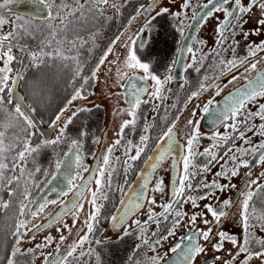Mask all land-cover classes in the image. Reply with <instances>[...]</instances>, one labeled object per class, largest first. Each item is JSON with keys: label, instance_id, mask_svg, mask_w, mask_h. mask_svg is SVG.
Wrapping results in <instances>:
<instances>
[{"label": "flooded vegetation", "instance_id": "af4514ba", "mask_svg": "<svg viewBox=\"0 0 264 264\" xmlns=\"http://www.w3.org/2000/svg\"><path fill=\"white\" fill-rule=\"evenodd\" d=\"M65 1L69 4L72 3V0ZM2 2L3 0H0V3ZM28 2H33V0H13V3L0 11V16H3L8 21L3 26H0V29H7L4 33L7 34L13 29L11 22L22 24L24 19L31 18L29 30L22 33V45L26 46L27 52H31L30 48H28L30 27L37 30L38 49L43 46L41 41L48 35L49 30L46 26L48 23L46 17L33 18L10 10V7L14 5ZM60 2L61 0H55L56 4ZM80 2L82 3L84 0H80ZM189 2L190 7L184 9L182 15L174 20L171 17V13L181 12V5L184 3V0H174V2H172V0H159L154 9L147 14H144L142 10L146 6L152 4L153 0H108V5L103 6L102 17L98 16L96 19H90L87 23L75 24L81 26H71V31L74 34L85 32V37L88 41L84 43L83 46L88 47L91 53H95V56L79 59V61L85 63L84 68L87 69L86 71H88L89 74H87L88 82H84L83 85L81 83L82 86L80 85L79 88L84 98L77 97L79 100L76 102H72L73 100H71V103H69L66 108L67 111L71 113H69L70 117H72L74 112L77 113V115L72 118L71 123L68 124V130L71 131L72 138L65 145L60 141L56 145L43 146L29 159L27 168L34 172L32 182L28 185L30 193L29 200H37L38 196L49 184L46 183V181H51L52 179L51 175L45 177L44 172H55L56 174V161H63L65 158L64 153H67L71 148L72 141L76 140L78 142V147L76 148L75 165L72 174L69 176V178H75L73 180L74 186L72 191L68 192L67 196L62 194V189H64V187L62 188V186L59 185L57 188L47 192L38 203H29L28 207L35 210L40 203L44 202L45 197L48 200L56 199L58 201L57 205L48 204L47 207H45L44 212L50 213V215H41L35 220H33L30 215L19 217V206L20 201L23 199L24 192L23 183H21L19 188H16L15 185L12 186L15 189V195L12 197L8 195L6 189L0 188V201L9 203L7 209H0V218L6 220V227L0 229V264H8L9 258L14 260V264H44V256L48 253H55L60 235L66 237L64 243L60 245L61 252H65L70 244L78 240L79 236H82L84 232L87 231L84 221L91 212V205L88 203L91 198L89 189L92 191L95 190L96 185L94 178L92 183L84 190L83 196L78 199V202L83 205V208L76 213L75 217L72 213H68L60 217L59 221L53 222L50 227L43 228L34 235H32V233L35 229L32 231L22 229V231L26 232V235L22 237L19 244L16 243L17 237L12 234L15 231V224L18 218L30 220L32 224L47 225L49 220L57 215L56 212L61 208V205L72 196L80 185L93 175V170L97 169L98 165L103 164V157L107 153V149L113 145L115 140L120 138L117 136L120 125L124 120L131 119L127 111L131 108V101L133 100L132 89L147 87L149 93L153 90V82L150 79L148 81L140 79V77L143 76L142 71H130L126 69L123 63L125 59H123L122 56L119 58L121 50L127 48L125 45L131 44L132 40L135 41L133 49L138 59L142 62L149 63L151 66L150 70L153 74L163 79L164 76L168 74L166 69L172 67V72L170 74L173 79L165 84L162 89V96L166 98L160 100L152 99L147 104L141 103L139 109H137L135 127L129 125V127L124 130L121 144L116 145L113 152L110 154L111 165L109 170L114 168L115 171L112 172L111 187H105L103 189V193L107 194V199H100L97 201L98 204L103 205L101 207L99 222L95 225L94 232L90 236L92 243H85L83 246L84 250L92 248L94 254L81 258L83 264H150V258L157 254L164 257L161 264H166V262L170 264L171 260L176 259V254L171 253L169 249L180 242L181 238L190 234L188 217L194 213H203L204 219L212 221L211 215L207 214L204 210L205 204H211L217 210H223L227 213V217L222 218L219 225L212 221V223L206 226L203 223V219H197L196 226L198 228L207 230V227H211L213 229L211 238L212 243H215L218 239L216 236L218 230L235 236L238 243L244 242L245 231L240 217L243 196H241L240 193L249 190L246 185L250 180H257L259 184L264 185V177L261 176V173L264 172V164L257 162L259 154L256 156L246 154L241 158L248 161L250 166L247 168L240 167L236 177L229 176L228 179H224L222 177H217L215 173L221 170V165L225 164V161L232 155L231 152L228 153V156L224 155L229 148H233L234 150L240 147L251 148L260 143L261 140H264V137L246 131L244 124L241 123L238 127L245 131V139L251 138L249 144H245L244 140L237 138L235 140L229 139L227 143H222L220 146L214 147V142L210 137L213 132L224 134V122L216 120L215 117L209 115V113H202L201 109L211 100L213 104L210 106V111L216 110L215 107L222 98L226 97L235 88L251 80L256 76L257 72L264 69V59H260L264 57V52H258L256 57H248V45L259 44L264 40V29L260 31L259 35H249L247 39L243 36V32H250L259 27L256 20L260 17V10L254 8L252 12L245 17L248 23L243 24L242 30L237 28L234 37L231 33H226L228 39L223 47L219 48L216 45L218 37L215 29L218 20L224 19L223 12H216L206 21H201L189 40L183 43L190 29L191 22L193 21V14L195 13L197 15L203 9V5L207 3V0H189ZM242 2L246 5L248 0H242ZM113 4L119 5V8H113ZM161 7H167L170 11L164 16L156 17V12L159 11ZM228 7H231V5H228ZM138 10L141 11L140 15H137ZM17 17L21 19L18 21ZM153 17L156 18L153 19ZM181 20L184 22L183 37L178 30ZM149 21H151L150 24L148 23ZM52 23L54 25H59V20L52 21ZM146 24H148V27L144 32H141V29L144 28ZM209 26H211V29H208L210 34L205 32L206 28ZM76 30L78 31L76 32ZM117 37H119V40L116 39ZM129 37L132 39L129 40ZM113 41H115L114 44ZM197 41H203V44H199ZM110 46L112 51L107 55L103 65L96 71L95 78H92V71L96 69L100 58ZM182 46L185 49L188 46H192L194 50L199 49V55L208 54L203 59L202 65H196L200 67V72H196L194 68H189L187 71L184 70L185 65L191 62V54L185 52L183 58L178 57L177 52ZM233 47H235V52L232 50ZM213 48H218L219 56L211 54ZM14 55L17 57L16 61L19 64L22 57V52L19 50V47L14 50ZM234 57L238 59L248 57L246 65L233 69L226 75H220L219 60L221 58L230 60ZM174 59H179V63L172 65ZM257 61L258 63L255 71H245L247 64ZM50 62L49 59L45 58L44 63L40 64V67L44 69L46 66H50ZM29 64H33L30 56L27 66ZM117 64L120 66L119 70L122 72V75H120V80L115 84L116 71L114 65L117 66ZM99 70H102L100 74L101 77L98 75L100 73ZM129 76H134L136 79L129 82ZM205 76L210 78L219 76V79L215 80V85L219 86L220 95L217 96L215 94L217 88L216 86H212L209 87L207 91L201 92L198 97L188 101L191 92L198 89L200 81H202ZM233 76H236L237 79L233 83H229ZM185 80L187 83H185ZM204 82L206 84H212L213 80L209 79ZM181 84H184L183 88L180 87ZM96 85H100V87L96 89ZM71 86H76V84H72ZM75 91L73 95H75ZM141 99L148 100V94L141 93ZM259 103H264V98L259 99L255 104H249L247 110L255 111ZM157 105H159V107H156ZM14 107L15 105L9 109L14 110ZM30 109L34 113L33 109ZM80 109H84V111H78ZM194 111L196 112L195 116L192 115ZM177 117H179L178 120L176 119ZM238 119L243 120V116ZM4 120H6V116L3 112H0V121ZM38 120L44 128H51L50 125H52V123L44 124L39 118ZM188 120H193L194 124L188 125ZM197 121L199 122L200 135L198 137V144L194 149L195 155L191 157L192 164L189 168V171L194 172L195 176L190 178L193 189L187 191V195L198 197L202 194L207 195L210 191L211 195H208L207 199L197 200L199 206L196 208L192 207L190 201L184 203L183 207L180 209L182 212L186 213L184 219L174 228V235L168 236L167 239H161L159 244H156L155 241L161 237L167 236L168 230L172 227L173 218L170 215L167 220L161 217L158 224L149 223L146 232L143 234V239H148L154 245L155 251L141 243V239L137 238L141 234L135 227L130 229V235L124 236L123 239H119V237L123 236V228L113 229L110 217L116 214L118 209L123 211L124 206L121 205V200H125L126 202L131 200L142 204V207L129 213L125 226L131 225L133 220H139L141 224H143L144 220L147 219L148 209L150 207L154 213H160L162 212L160 205L168 203L171 198L172 181L174 175H176L172 169L173 158L177 160V173L183 171L181 157L186 153L183 152L180 147H174L173 152L163 163L158 164L155 170L145 165L147 157L149 155H154L152 150L155 148L157 138L168 126L175 122L176 126L173 131L175 133L176 143L177 145L186 146V139ZM228 123H231V121L229 120ZM248 123L249 126L254 125L255 128L258 129L259 125L264 123V121L257 118ZM59 124L60 120L56 121L55 128L48 138L43 137L35 128L33 131L38 137L32 139V144H39L45 139H55L58 135ZM146 124L150 125L147 132L144 131ZM229 132L231 133V130H229ZM141 135H148L150 137L149 147L142 153L139 160L132 162V168L128 169L126 172L123 163L126 159L124 147L127 141H132L133 144H139ZM231 135L236 136L235 133H231ZM205 148L215 152L218 161L209 163L211 160L210 156H201L200 153L204 152ZM131 154H135V149L132 150ZM77 157L79 158V163H77ZM117 157H119V162H117ZM220 157H223V159H220ZM205 166L209 169L208 171H204ZM225 167L229 169L232 168L233 165L229 162ZM36 168H39L40 171L36 172ZM85 168L87 171H84ZM142 170H144V175L149 178V182L147 183L146 193L143 199L137 201V197L141 190L144 189L143 185L145 180L140 179V182L137 181V178H140L139 174ZM158 179L163 180V192L152 191ZM213 180L221 185L228 184L229 187L224 191L209 190L203 187V183H210ZM135 182L137 185L134 188L133 184ZM233 184L235 188L231 187ZM68 187L67 180L66 188L63 191H68ZM255 187L254 185L253 190H255ZM148 199H154L156 203L154 205H149L147 203ZM224 200L232 201L230 208L221 209ZM249 211L253 212L250 218V225H254L249 228L251 234L248 245L249 250L251 252L264 251V245L257 242L264 241V230H261L256 219L257 217L264 216V192L257 193L253 197V200L250 201ZM74 218L76 221L75 226H73ZM32 224H29L28 228H31ZM64 225H67V227H64ZM58 228L60 231H57ZM153 233L157 235L153 236ZM33 236L35 237L34 239L32 238ZM47 236L53 238L52 243L43 249H37L36 245L43 243L44 238ZM96 240H100L101 243L96 244ZM198 242L204 244L203 241L198 240ZM138 244L141 245V247L136 249ZM17 247L20 249V253L12 257L13 249ZM205 247L207 249L206 254L198 256L195 260V264H205V262H207V264H213L215 256L221 257V260L215 261V264H224V261H228L229 264H241L247 255L246 253H241L235 260H232V256L236 254L238 248L233 247L231 243L227 241L224 243L223 250L218 253L212 251L210 244L205 245ZM29 249H33L34 251L29 252ZM79 251L78 249L77 255ZM229 253H231V255H229ZM97 255L99 256V261L96 259ZM49 259H51V257H49ZM248 264H264V256H254L252 259L248 260Z\"/></svg>", "mask_w": 264, "mask_h": 264}, {"label": "snow or ice", "instance_id": "6c2138e0", "mask_svg": "<svg viewBox=\"0 0 264 264\" xmlns=\"http://www.w3.org/2000/svg\"><path fill=\"white\" fill-rule=\"evenodd\" d=\"M159 2V0H153V3L149 5L147 9H143V13L147 14L151 10L154 9L155 5ZM174 2V0H172ZM13 3V0H3L0 3V11L7 8L8 5ZM34 4L43 6L42 8L37 7L32 14V17H35L39 14H44L48 21L47 28L49 30L48 35L44 40L41 41L43 45L39 51H31L28 52V55L31 58L33 66L39 67L40 64L44 63L45 58L49 60H73L76 61L75 56H69L66 54L67 52H72L74 49L82 46L87 41L80 37L78 34L75 37H71L68 33L71 31V26L73 24H82L87 23L90 19H96L98 16H103V6L108 5V0H84L83 3L80 0H72V3H66L65 0H61L59 4L55 3V0H33ZM74 5V6H73ZM231 5V7H228ZM211 6V7H210ZM113 8H119V5L113 4ZM190 7L189 0H184V3L181 5V12L171 13V17L175 20L180 17L183 13L184 9ZM204 9L207 11L197 17L194 13L192 19L197 21H206L209 17H211L216 12H223L224 19L218 20L216 25V45L219 48H222L225 42L228 39L226 33H231L234 37L236 35V29H243V24L248 23V20L245 17L252 12L254 8H258L260 10V17L256 20L258 28L251 30L250 32H243V36L245 39L248 38L249 35H259L260 31L264 29V0H248V3L245 5L242 0H207V3L203 5ZM169 9L167 7H161L159 11L156 12V17L164 16L169 13ZM141 11H137V15H140ZM156 17H153L155 19ZM21 18L17 17L19 21ZM30 19H24L22 24L13 23L12 31L7 34L0 35V62H2V67H0V112H3L6 116V120L0 121V188H4L8 191V195L10 197L15 195V189L12 187L13 185L16 188H19L21 183L24 184V192L23 199L20 201L19 206V217H25L26 215H30L33 220L41 215H50V213H45L44 209L48 204L57 205L58 201L56 199L48 200L46 197L44 198V202L40 203L35 210H32L28 207L29 203H36L34 200H29V190L28 185L32 182V177L34 176V172L27 168V164L29 159L33 157L34 153H37L38 150L43 146H50L58 144L62 137L65 134V130L68 124L71 123L72 118L77 115L76 112L73 113L72 117H69L65 122L64 127L59 129V134L55 139L48 140L45 139L41 141V143L33 145L32 137L35 135L33 131L36 127L34 119L28 114L29 109L24 106L22 102V98L16 96L14 89L19 86V82L23 79L19 72H16L13 75V68L11 65L17 59L14 55V50L19 47L21 52L26 51V46L20 44V39L22 33H25L29 30ZM134 19V18H133ZM59 20V25H54L52 21ZM8 21L0 16V26H3ZM149 24L151 21L148 22ZM148 27V24L145 25L144 28L141 29V32ZM180 35L184 36V22L181 20L179 28ZM119 40V37L116 38ZM132 38L129 37V40ZM54 42V45H53ZM115 41H113V44ZM199 44H203V41H197ZM135 41L132 40L131 44H126L127 47V55L124 60V67L130 71H142L143 76L140 77L143 81H148L149 79L153 82V90L149 93L147 87L145 88H133V100L131 101V108L127 111V114L131 119L124 120L120 125L119 132L117 136L120 138L115 140L113 145L107 149V153L103 157V164L98 165L97 169L93 170V175L89 177L87 181H85L82 185L77 188V191L74 193L76 197H82L84 190L88 187L89 184L92 183L93 178L95 179V190L90 191V200L88 203L91 205V212L88 215L87 219L84 221L85 227L87 229L86 232L82 236H79L78 240L74 241L70 244L65 252H61L60 245L64 243L66 237L64 235H60L59 241L57 242V246L55 248V253H48L44 256V264H83L81 258L85 256H92L94 254V250L89 248L84 250L83 246L85 243L91 244L92 240L90 236L94 232L95 225L99 222V217L101 214L102 204H98L97 201L100 199H107V194L103 193V189L105 187H111V176L112 172L115 171L114 168L110 169L111 160L110 154L113 152V149L116 145H120L123 140L124 130L129 127V125L135 127L137 121V109H139L141 103H149L152 99H164L166 97L162 96V89L165 84L169 83L173 77L170 74L172 72V67H168L166 69L167 75L161 79L158 75L153 74L150 70V64L146 62H142L138 59L136 52L133 49V45ZM65 46L67 49L65 50ZM46 49H51L46 50ZM233 52H235V47H233ZM112 51L111 46L107 49L104 55L100 58L99 63L96 66V69L92 71V78H95L96 71H98L99 67L103 65L107 55ZM191 54V62L185 65L184 70L187 71L189 68H194L196 72H200V67L196 65H202L203 59L206 55H199V49H195L192 46H188L186 49L182 46L177 52V56L183 58L184 54ZM258 52H264V40H262L259 44H249L248 45V57H256ZM212 55L219 56L218 48L212 49ZM248 57L243 59L233 58L230 60H219L220 67V75H226L228 72H231L233 69L239 68L241 66L246 65V61ZM260 59H264L261 57ZM179 63V59H174L172 61V65ZM257 62H253L247 64L245 67V71H255L257 68ZM195 66V67H194ZM80 65L77 62V68L75 75H80ZM129 82L133 79H136L134 76H129ZM212 79V84H206L204 81ZM219 76L214 78H210L205 76L202 81L199 83V87L196 91L191 92L188 97V101H191L193 98H196L200 95L201 92L207 91L209 87L216 86L217 91L216 95H220V89L218 85H215V80H218ZM237 79L236 76H233L232 80L229 83H233ZM84 82H88V77H84ZM185 83L187 81L185 80ZM181 88L184 87V84L180 85ZM141 93H147L149 96L148 100L141 99ZM5 94L7 99L5 98ZM77 97L84 98L81 94L80 89H76L75 95H73L72 100H75ZM264 98V71L257 72L256 76L251 80L247 81L245 86L242 89H237L235 93H231L228 97H225L224 108L222 111L218 113H213L216 120H220L224 122V134H219L217 132H213L210 139L214 142L213 146H220L222 143H227L229 139H242L245 144H249L251 138L245 139V131L241 130L238 125L243 123L246 131L253 132L254 135H259L264 137V123L259 125V128H255L254 125L249 126V121L254 119H259L264 121V103H259L256 107L255 111L247 110V106L249 104H255L259 99ZM71 103V101H69ZM14 104V110H6V105ZM213 104V101L209 100L207 104L203 106L201 112L204 114H208L210 111V106ZM156 107H159L157 105ZM63 111V110H62ZM78 111H84V109H80ZM193 116L196 115L194 111L192 113ZM243 116V120L238 119ZM177 120L179 117L176 118ZM60 120V115L58 114L55 117V120L52 122L53 129L55 128L56 121ZM231 123H228V121ZM188 125H193V120H188ZM175 122H173L170 126L163 131L159 137L157 138V143L155 148L152 150L154 155H149L145 160V165L153 170L156 169L158 164L163 163V161L173 152L174 147H180L183 152L186 154L181 157L183 162V171L177 173V160L173 158L172 169L173 172L176 173L173 177L172 188H171V198L168 203L160 205L162 208V212L154 213L151 207L148 209L147 219L144 220L143 224L139 220H133L131 225H126V220L130 212H134L135 209H139L142 207V204L136 201H125L121 200V205L123 207V211L120 209L117 210L116 214L111 215L110 222L113 229L123 228V236L119 237V239H123L124 236L130 235V229L135 227L138 229L141 234L138 236V239H141V243L143 245H147L151 250L155 251L154 245L148 240L143 239V234L147 230V226L149 223H159V219L162 217L167 220L171 215L173 218V224L171 229L168 230L167 236L161 237L155 241L156 244L160 243L161 239H167L168 236L174 235V228L179 225L180 221L184 219L186 213L182 212L180 209L183 207L184 203H188L189 201L192 204L193 208L198 207L197 200L207 199L208 195H211V191L205 195L202 194L198 197L188 196L187 191H191L193 189V185L190 182V178L195 176L194 172H190L189 168L192 164L191 157L195 155V147L198 144L199 133V122H195V126L192 128L190 135L186 139V146L177 145L175 140V133L173 129L175 128ZM150 125L146 124L144 131L147 132ZM235 133L236 136H232L229 132ZM150 137L148 135L140 136V143L133 144L132 141H127L126 146L124 147V155L126 159L123 161L125 171L132 168V162H135L141 158L142 153L146 151L149 147ZM78 142L76 140L72 141L71 149L77 148ZM135 149V154H131L132 150ZM231 152L232 155L229 156V159L225 161V164L221 165V170L216 172L215 175L217 177H222L224 179H228L229 176L236 177L238 175V170L240 167H249L250 164L248 161L242 159L241 157L246 154H251L253 156L258 155V163L264 164V140H261L260 143L252 146L251 148H229L224 155L228 156V153ZM65 156L68 153H64ZM201 156H210L212 161H218L217 154L215 152L210 151L208 148L204 149V152L200 153ZM223 159V157H220ZM117 162H119V157H117ZM229 162L233 165L232 168L226 169L225 165ZM61 163L63 161L57 160L55 163V170L58 172L61 167ZM77 163H79V158L77 157ZM209 169L205 166L204 171H208ZM36 172H39L40 169L36 168ZM84 171H87L85 168ZM45 177L51 175L52 179H56L55 172L49 173L48 171L44 172ZM150 175V173H149ZM250 175V173H249ZM140 177H143L145 180L144 188L147 187L148 177L144 175V170L139 174ZM261 176L264 177V172L261 173ZM177 177H178V185H177ZM75 178L68 179V191H63L62 194L67 196L69 191H72L73 188V180ZM46 183H51V181H46ZM203 183V182H202ZM255 190H253V186ZM38 186V185H37ZM203 187L209 190H219L224 191L229 187L228 184L221 185L213 180L210 183H203ZM231 187L235 188V185H231ZM246 187L249 189L247 192H241L240 195L243 196V200L241 202V211L240 217L241 221L244 225L245 238L243 243H238V240L235 236L229 235L224 231H217L216 236L218 239L215 243H212V232L213 229L211 227H207V230L200 229L196 226V222L198 218L203 219V223L207 226L212 221H214L217 225L221 223L222 218L227 217V213L223 210H217L211 204H205L204 210L207 214H210L212 217V221L203 218V213H194L189 219L190 224V234L181 238V241L172 246L169 251L173 254H176V259L171 260L170 264H195V260L198 256H202L206 254L205 245L210 244L213 252H220L224 248V243L230 242L233 247L238 248V251L235 255L232 256V260H235L237 256L241 253H246V258L241 262V264H248V260L252 259L254 256L260 257L264 256V251L260 252H251L249 250V242H250V232L249 228L254 225H250V218L253 215V212L249 211L250 201L253 200V197L257 193L264 192V185L258 183L257 180H250ZM163 180L158 179L156 181L155 187L152 189L154 192H163ZM143 197H137V201L142 200ZM28 202V203H25ZM147 203L149 205H154L156 202L154 199H148ZM68 204H71V207H68ZM68 204L61 205L62 213H58L55 217H52L49 220L47 225L40 224H32V221L27 219H17L15 224V231L12 233L17 237L16 243L19 244L21 239L26 232L22 231V229H27V231H32L35 229L36 232L41 231L43 228L50 227L53 222H57L60 219V216L63 214L72 213L75 217L76 213L82 210L83 205L77 201H70ZM232 205V201L224 200L221 209L230 208ZM179 206V207H178ZM9 207V203L6 201H0V209H7ZM75 210V211H73ZM257 222L261 230H264V216L257 217ZM75 218L73 220V226H75ZM32 224L31 228H28V225ZM67 227V225H64ZM57 231H60L58 228ZM156 233H153V236H156ZM35 238L34 236L32 237ZM203 241L204 244L198 242ZM53 238L51 236H47L44 238L43 243L37 244V249H43L47 247L50 243H52ZM258 243L264 245V241H257ZM96 244H100V240L95 241ZM141 245H137L136 249H139ZM79 254L77 255V250ZM29 252L34 251L33 249H29ZM17 253H20V249L14 248L12 252V257H15ZM23 254V253H21ZM231 255V253H229ZM51 257V259H49ZM97 261H99V256L96 257ZM131 259V258H130ZM164 260L163 256L159 254L152 256L150 258V264H161V261ZM221 260L220 256H215L213 264L215 261ZM8 264H14V260L12 258L8 259ZM168 264V262H166ZM207 264V262H205ZM224 264H229L228 261H224Z\"/></svg>", "mask_w": 264, "mask_h": 264}, {"label": "trees", "instance_id": "16d2710c", "mask_svg": "<svg viewBox=\"0 0 264 264\" xmlns=\"http://www.w3.org/2000/svg\"><path fill=\"white\" fill-rule=\"evenodd\" d=\"M66 2V1H65ZM21 23H17V26ZM73 26H81L75 25ZM78 30H76L77 32ZM69 36L75 37L72 31L68 33ZM84 40L88 41L85 37V32L79 34ZM23 34L21 35L20 44H22ZM29 46L32 51H39L38 49V33L35 28L30 27L29 31ZM54 45V42H53ZM67 46H65V50ZM51 49H49L50 51ZM69 56H75L76 61L67 60H50V66H46L42 69L40 66L35 67L33 64H29L22 73L23 79L19 82L18 89L22 94L24 101L27 105L33 109L36 117H38L44 124L52 123L55 117L60 115L61 119L64 117V110H67L69 101L72 100L74 91L80 88V85L84 83V77L89 74L87 69L84 68L85 63L79 61L80 58L94 57L95 53H91L90 49L86 46H80L74 49L72 52H67ZM77 62H79L81 71L80 75H75ZM18 62L15 60L11 67L13 68V75L16 74L18 69ZM83 66V67H82ZM76 84V86H71ZM70 85V86H69ZM81 85V86H82ZM5 98L7 96L5 94ZM12 105H6V110L10 111ZM63 110V111H62ZM37 134L33 135L32 139H35ZM6 227V220L0 218V229Z\"/></svg>", "mask_w": 264, "mask_h": 264}, {"label": "water", "instance_id": "95a60500", "mask_svg": "<svg viewBox=\"0 0 264 264\" xmlns=\"http://www.w3.org/2000/svg\"><path fill=\"white\" fill-rule=\"evenodd\" d=\"M37 7L42 8L43 6L34 4L33 2H28V3H22V4L14 5V6L10 7V10L12 12H15V13H19V14H22V15H25V16L32 17V14H33V12L35 11V9ZM148 7H149V5L146 6L145 8H143V9H147ZM206 11H207V9H204L203 8L197 14V17L203 15ZM142 12H143V10H142ZM43 17H46V16L42 13V14L36 15L33 18H43ZM200 22L198 23L197 21H194V20L191 22L190 29L188 30V32H187V34H186V36H185V38L183 40V43H186L189 40L190 36L196 30V28L198 27V25L200 24ZM28 63H29V55H28V52L27 51L22 52V57L20 59V63H19L18 69H17V72H19L20 75H22V72H23L24 68L27 66ZM262 71H264V69ZM246 83H244V84L240 85L239 87L235 88L226 97H228L231 93H235L237 89H242L245 86ZM14 92H15L16 96H19V97L22 98V102H23L24 106H26L29 109V113L28 114L34 119V122H35V125H36L35 128L41 133V135L43 137L48 138L50 136L51 132L53 131V128L51 127V128H48L47 129V128H44L41 125V123L38 120V118L36 117V115L32 112V110L28 107V105L24 101V98H23L22 94L20 93L18 87L14 89ZM224 103H225V97L222 98L218 102V104L215 107L216 110H213V111L211 110L209 112V115L214 116L213 113H218V112L222 111L223 108H224ZM67 153H68V155L65 156V158L63 159V163H61L60 170L58 172H56V174H55L56 175V179L55 180L51 179V183H49L45 187V189L41 192V194L38 196V198L36 200V203H38L41 200V198H43V196L47 192H49V191L57 188V186H59V185L62 186V188L64 187V189L66 188L67 180H68L69 176L72 174L73 168H74V165H75L76 148L71 149V150L69 149L67 151ZM140 179H143V177L137 178V181L140 182L141 181ZM144 184H145V182H144ZM136 185H137V183L135 182L133 184L134 188L136 187ZM64 189H62V190H64ZM74 193L72 194L71 197H69L66 200V202L64 204H68V202H70V201H77L79 199V197H76L74 195ZM145 193H146V188H144L143 190H141V192H140V194H139L138 197H141V196L144 197ZM68 207H71V204H68ZM56 213L57 214L58 213H62V206H61V208ZM64 215H66V214H63L60 217H63ZM35 233H36V231H34L32 233V235H34Z\"/></svg>", "mask_w": 264, "mask_h": 264}, {"label": "rangeland", "instance_id": "374dc122", "mask_svg": "<svg viewBox=\"0 0 264 264\" xmlns=\"http://www.w3.org/2000/svg\"><path fill=\"white\" fill-rule=\"evenodd\" d=\"M83 3V2H82ZM12 23V25H13V23L14 22H11ZM208 29H211V26H209V27H207L206 28V30H205V32H207L208 34H210V31L208 30ZM6 30L7 29H0V35H4V33L6 32ZM126 55H127V48H124V50H121V55L119 56V58H121V56H122V58L123 59H125L126 58ZM0 67H2V62H0ZM114 68H115V71H116V75H115V84L120 80V75H122V72L119 70L120 69V66H118V64H117V66L116 65H114ZM100 72V73H99ZM99 74L98 75H100L101 73H102V70H99ZM100 77H101V75H100ZM99 80V79H98ZM100 87V85H96V89H98ZM79 99H75V100H73L72 102H76V101H78ZM64 112H65V114H64V117L61 119V122H60V124L58 125V134H59V129L60 128H62V127H64V124H65V122L68 120V118L70 117V112L69 111H67V110H64ZM70 113V114H69ZM72 138V135H71V131H69L68 130V126H67V128H66V130H65V134H64V136L62 137V139H61V141L64 143V145L65 144H67L68 142H69V140Z\"/></svg>", "mask_w": 264, "mask_h": 264}]
</instances>
